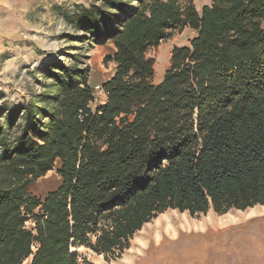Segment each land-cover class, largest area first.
Instances as JSON below:
<instances>
[{
    "label": "trees",
    "instance_id": "obj_1",
    "mask_svg": "<svg viewBox=\"0 0 264 264\" xmlns=\"http://www.w3.org/2000/svg\"><path fill=\"white\" fill-rule=\"evenodd\" d=\"M66 15L114 46L108 100L91 107L89 66L52 61L40 92L0 108V264H95L78 246L109 261L167 210L264 204V0H95ZM186 27L154 83L149 52ZM53 170L59 185L34 193Z\"/></svg>",
    "mask_w": 264,
    "mask_h": 264
},
{
    "label": "rangeland",
    "instance_id": "obj_2",
    "mask_svg": "<svg viewBox=\"0 0 264 264\" xmlns=\"http://www.w3.org/2000/svg\"><path fill=\"white\" fill-rule=\"evenodd\" d=\"M94 1L18 2L20 13L6 20L11 24L19 23L20 35L16 45L21 43L22 48H32L35 56L30 61L23 54L26 52L18 50V53L7 52L0 58V108L22 104L40 92L47 78L44 70L52 61L67 66H89L92 83L105 79L107 71H114L112 63H104L112 46L109 43L97 45L90 38H81L82 33L71 27L66 15L80 6L90 7ZM210 2L195 0L199 10ZM194 36L190 28L177 30L151 49L149 55L155 59L156 69L154 83H159L169 68L173 48L189 45ZM59 183L60 176L53 170L38 180L33 191L42 196ZM248 209H232L223 215L210 210L197 216L167 210L135 234L130 248L120 258L109 261L85 246L73 250L95 264H264V212L245 214ZM169 225L180 226L181 232L174 235L158 233ZM30 262L27 259L24 264Z\"/></svg>",
    "mask_w": 264,
    "mask_h": 264
},
{
    "label": "crops",
    "instance_id": "obj_3",
    "mask_svg": "<svg viewBox=\"0 0 264 264\" xmlns=\"http://www.w3.org/2000/svg\"><path fill=\"white\" fill-rule=\"evenodd\" d=\"M19 1L20 0H0V58L4 57V55H6L7 52L14 51L18 53V50H22L23 52H26L23 53L24 56H26L27 59H30V61H33L35 52L33 51L32 48L30 47L22 48L20 45L21 43L18 44V46L16 45L17 43L16 39H19L21 26L19 25V23L14 24V22H12L11 24L10 21L6 20V19L10 20L14 18L15 15H18L20 13L18 12L20 9V5L18 4ZM62 1H66V0H57L58 3H61ZM186 29H188V27H186ZM194 33L196 35L195 31ZM108 43L110 46H112V50H113L114 48L113 44L111 42ZM19 54L23 55L21 54V52H19ZM109 71H110L109 73L107 71L106 74H104L105 79L101 81H96L95 83H92L90 80V84L94 86L95 84L105 83L107 80H109V78L113 74V71L111 70ZM91 107L95 109L97 106L92 103ZM178 232H181V229H179Z\"/></svg>",
    "mask_w": 264,
    "mask_h": 264
},
{
    "label": "built area",
    "instance_id": "obj_4",
    "mask_svg": "<svg viewBox=\"0 0 264 264\" xmlns=\"http://www.w3.org/2000/svg\"><path fill=\"white\" fill-rule=\"evenodd\" d=\"M94 101L93 104H95L97 107L98 106H102L104 104H106L107 100H108V92L105 90L104 85L103 84H95L94 85ZM27 227H32V223L31 226L29 225V222H27ZM36 250V245L33 246V251Z\"/></svg>",
    "mask_w": 264,
    "mask_h": 264
},
{
    "label": "bare ground",
    "instance_id": "obj_5",
    "mask_svg": "<svg viewBox=\"0 0 264 264\" xmlns=\"http://www.w3.org/2000/svg\"><path fill=\"white\" fill-rule=\"evenodd\" d=\"M264 212V204L260 205V207L258 206H254V207H250L246 212H244L245 214H250V213H262ZM180 226L178 228V226L175 225H169L167 226L165 229H161V231H158V233H169L170 235H174L179 231Z\"/></svg>",
    "mask_w": 264,
    "mask_h": 264
}]
</instances>
